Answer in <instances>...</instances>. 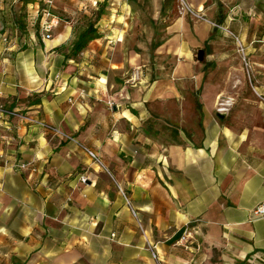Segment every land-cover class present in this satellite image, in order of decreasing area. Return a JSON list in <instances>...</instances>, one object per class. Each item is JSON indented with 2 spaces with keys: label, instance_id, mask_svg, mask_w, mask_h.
<instances>
[{
  "label": "crops",
  "instance_id": "0c3cea01",
  "mask_svg": "<svg viewBox=\"0 0 264 264\" xmlns=\"http://www.w3.org/2000/svg\"><path fill=\"white\" fill-rule=\"evenodd\" d=\"M205 1L151 61L110 35L68 57L70 24L0 0V264H264V103L218 112Z\"/></svg>",
  "mask_w": 264,
  "mask_h": 264
},
{
  "label": "rangeland",
  "instance_id": "374dc122",
  "mask_svg": "<svg viewBox=\"0 0 264 264\" xmlns=\"http://www.w3.org/2000/svg\"><path fill=\"white\" fill-rule=\"evenodd\" d=\"M190 1L197 6L205 0ZM186 2L189 4L188 0ZM205 2L216 4L219 13L212 24L216 39L207 47L208 52L213 53L211 71L221 89L217 100L221 96L222 101L230 102L228 109L221 111L217 104L218 112H236L249 95L264 103L261 87L264 86V0ZM17 3L19 8L14 12L19 17L20 29L37 34L40 14L47 4L44 0H17ZM189 7L191 10L186 9L182 0H54L52 11L61 19L57 30H63L66 24L71 26V41L63 45L65 48L72 49L80 32L89 23H95L99 37L110 35L109 47L117 45L127 51L144 52L153 61L155 50L169 35L172 21L180 15L194 13L190 4ZM128 78L139 80L133 70Z\"/></svg>",
  "mask_w": 264,
  "mask_h": 264
},
{
  "label": "built area",
  "instance_id": "2783aa9c",
  "mask_svg": "<svg viewBox=\"0 0 264 264\" xmlns=\"http://www.w3.org/2000/svg\"><path fill=\"white\" fill-rule=\"evenodd\" d=\"M53 1L54 0H44V2L47 4V7L42 9V12L40 14L38 30L43 39H48L51 37L53 28L58 24L60 20V18L52 11ZM182 2L184 3L186 9L191 10L186 0H182ZM241 51L245 54L243 46L241 48ZM244 60L246 61V64H248L246 57L244 58ZM219 110L221 111V108H219ZM86 152L91 158L101 164V161L96 152L89 148H86ZM16 167L18 170L31 169L32 171H35L37 169L32 161H21L17 164ZM82 181L85 182V177H82ZM252 214L255 217L264 216V201H262L252 209Z\"/></svg>",
  "mask_w": 264,
  "mask_h": 264
},
{
  "label": "trees",
  "instance_id": "16d2710c",
  "mask_svg": "<svg viewBox=\"0 0 264 264\" xmlns=\"http://www.w3.org/2000/svg\"><path fill=\"white\" fill-rule=\"evenodd\" d=\"M97 33L98 29L95 26V23H89L88 26L83 29L78 35L77 39L75 40L72 46L71 53L68 55V57H76L84 48L87 47L89 42L99 37Z\"/></svg>",
  "mask_w": 264,
  "mask_h": 264
},
{
  "label": "bare ground",
  "instance_id": "6f19581e",
  "mask_svg": "<svg viewBox=\"0 0 264 264\" xmlns=\"http://www.w3.org/2000/svg\"><path fill=\"white\" fill-rule=\"evenodd\" d=\"M180 6H183V5H180ZM217 104L221 107V109L227 110L228 109L227 105H229L230 102L229 101H226V100L225 101H222L221 96H219V98L217 100Z\"/></svg>",
  "mask_w": 264,
  "mask_h": 264
},
{
  "label": "water",
  "instance_id": "95a60500",
  "mask_svg": "<svg viewBox=\"0 0 264 264\" xmlns=\"http://www.w3.org/2000/svg\"><path fill=\"white\" fill-rule=\"evenodd\" d=\"M199 58L202 59L203 58V50L199 51Z\"/></svg>",
  "mask_w": 264,
  "mask_h": 264
}]
</instances>
